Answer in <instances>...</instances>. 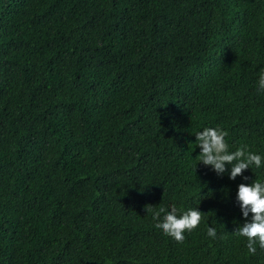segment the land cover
<instances>
[{
	"label": "trees",
	"instance_id": "1",
	"mask_svg": "<svg viewBox=\"0 0 264 264\" xmlns=\"http://www.w3.org/2000/svg\"><path fill=\"white\" fill-rule=\"evenodd\" d=\"M262 70L264 0H0V264H264L234 235L264 161L231 180L195 137L264 157ZM173 204L207 215L183 242Z\"/></svg>",
	"mask_w": 264,
	"mask_h": 264
},
{
	"label": "clouds",
	"instance_id": "2",
	"mask_svg": "<svg viewBox=\"0 0 264 264\" xmlns=\"http://www.w3.org/2000/svg\"><path fill=\"white\" fill-rule=\"evenodd\" d=\"M258 89L264 92V70L259 73ZM228 135L229 133L220 127L204 128L195 135L200 149V154L197 156L201 161L200 164L211 167L217 175H222L226 171V166H230L229 178L231 180L242 176L251 166L256 168L262 166L264 157L250 151L246 145L230 151L226 140ZM244 180H247V177H244ZM237 201L246 222L236 229L234 235L245 238L248 253L255 255L257 246L264 249V183L259 180H255L250 185L241 183L238 186ZM152 209L153 206H146L147 212ZM179 211L175 204L171 206L170 211L161 206L158 211L154 212V218L159 221L161 213H164L163 220L157 222L155 227L175 241L183 242L184 233L196 229L207 215L198 209H189L178 215ZM250 213L251 220L249 221ZM207 235L215 239L216 228H207Z\"/></svg>",
	"mask_w": 264,
	"mask_h": 264
}]
</instances>
